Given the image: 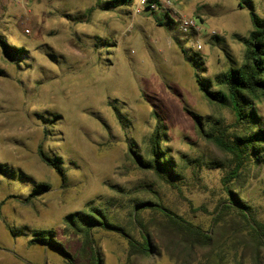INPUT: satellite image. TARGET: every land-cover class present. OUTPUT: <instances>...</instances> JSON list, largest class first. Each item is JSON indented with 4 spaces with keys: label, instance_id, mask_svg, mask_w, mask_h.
Listing matches in <instances>:
<instances>
[{
    "label": "rangeland",
    "instance_id": "obj_1",
    "mask_svg": "<svg viewBox=\"0 0 264 264\" xmlns=\"http://www.w3.org/2000/svg\"><path fill=\"white\" fill-rule=\"evenodd\" d=\"M158 1L160 10L140 13L134 9L138 0L107 11L104 0L0 1V39L25 50L10 61L0 47V264H68L54 250L29 244L39 229L55 232L76 264H91L81 252L83 238L66 228L65 219L94 206L139 241L132 214L141 201L159 200L211 229L235 162L201 137L187 109L213 122L206 129L220 122L232 136L233 112L205 99L196 73L210 80L229 68V58L243 63L244 40L253 30L250 14L264 18V0ZM172 10L202 18L208 34L201 38L203 51L168 23ZM199 57L203 69L189 59ZM258 110L264 117V101ZM158 127L164 153L182 176L173 180L177 187L132 158V151L149 158ZM40 148L61 158L65 183L41 160ZM41 183L49 191L24 204ZM233 183L264 223V163L251 164ZM234 214L226 213L221 227ZM139 216L152 229L163 219L151 209ZM223 234L218 253L200 254L193 264H256V246L245 230ZM93 238L104 264H180L164 251L151 260L130 257L127 238L115 232L94 230Z\"/></svg>",
    "mask_w": 264,
    "mask_h": 264
},
{
    "label": "trees",
    "instance_id": "obj_2",
    "mask_svg": "<svg viewBox=\"0 0 264 264\" xmlns=\"http://www.w3.org/2000/svg\"><path fill=\"white\" fill-rule=\"evenodd\" d=\"M135 0H104L103 9L113 10L120 7L132 6ZM152 2H157L152 0ZM241 5V4H240ZM166 13L168 23L175 25L172 15ZM253 30L249 37L244 40L245 52L243 63L237 65L232 59L230 66L207 80L196 73V81L205 99L212 105L230 109L234 116V131L228 135L229 127L216 122L218 126L212 130L206 129V121L203 116L187 109L189 115L196 123L199 133L207 142L216 145L222 152L232 156L235 167L224 178V186L227 198L221 202L217 216L209 231L185 219L175 211L165 206L161 201H141L134 206L132 220L138 224L142 240L139 241L134 234L125 227L111 222L109 216L101 206H94L86 211H78L66 217V228L74 231L83 238L81 252L88 254L91 264H104L103 253L97 247L93 238L94 230H106L118 233L127 238L129 243V256L151 260L166 252L176 257L180 264H193L200 256L212 257L218 253L220 245L219 235L228 230L234 236L240 235L243 230L256 246L253 250V261L260 264V250L264 248V223L258 220L252 207L237 192L238 187L233 180L238 179L240 174L249 169L250 165L261 166L264 163V117L259 113L258 104L264 101V18L257 13L251 12ZM160 25H165L160 22ZM217 38V37H216ZM0 47L4 56L10 61H15L23 56L25 50L8 44L0 39ZM184 52H186L184 50ZM201 57V56H200ZM189 58L200 61L203 69L204 62L201 58ZM190 60V61H191ZM4 72L0 69V76ZM162 134L158 127L151 137L149 158L132 151L133 161L144 171L153 172L163 178L167 183L177 187L174 179H181L180 172L162 148ZM41 160L50 168L54 169L65 183L66 171L60 157L52 158L41 148L39 150ZM50 189L49 184H37L25 199L24 204L30 205L40 195H44ZM151 209L162 216L156 229L142 223L139 216L141 212ZM233 211L234 217L228 226L225 220L226 213ZM228 229V230H226ZM13 233H15L13 231ZM52 230L39 229L35 231L29 240L30 245H41L50 248L65 257L68 264H76L73 256L65 249Z\"/></svg>",
    "mask_w": 264,
    "mask_h": 264
},
{
    "label": "built area",
    "instance_id": "obj_3",
    "mask_svg": "<svg viewBox=\"0 0 264 264\" xmlns=\"http://www.w3.org/2000/svg\"><path fill=\"white\" fill-rule=\"evenodd\" d=\"M156 1L157 2H152V0H138L134 7L135 12H157L161 8L159 1ZM166 7H169L170 9L172 8V4L170 1L167 2ZM167 12L168 15H170L169 12L171 13L175 25H178L180 27L183 35L188 37L189 39H192L190 43L195 47V49L200 52L203 51L204 43L202 42L201 38L206 34V28L202 18L195 16L179 17L173 10ZM209 35H211V37L216 36L217 32L215 30L211 31Z\"/></svg>",
    "mask_w": 264,
    "mask_h": 264
},
{
    "label": "crops",
    "instance_id": "obj_4",
    "mask_svg": "<svg viewBox=\"0 0 264 264\" xmlns=\"http://www.w3.org/2000/svg\"><path fill=\"white\" fill-rule=\"evenodd\" d=\"M1 1V0H0ZM3 1V0H2ZM92 3V2H91ZM135 3V2H134ZM93 4V3H92ZM136 5V4H135ZM135 5H134V7H135ZM120 8H122V7H120ZM120 8H118V9H120ZM91 11L93 10V8H91L90 9ZM102 10H104V9H102ZM113 10H117V9H113ZM104 11H107V10H104ZM89 12V11H88ZM88 23H90V22H88ZM208 34H205V36H207ZM204 46H205V44H204Z\"/></svg>",
    "mask_w": 264,
    "mask_h": 264
}]
</instances>
